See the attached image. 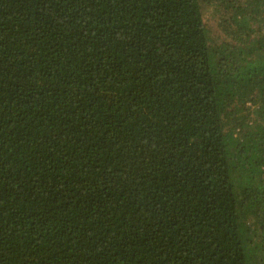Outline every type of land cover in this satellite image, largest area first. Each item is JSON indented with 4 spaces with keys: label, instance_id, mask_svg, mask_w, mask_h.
I'll return each instance as SVG.
<instances>
[{
    "label": "trees",
    "instance_id": "16d2710c",
    "mask_svg": "<svg viewBox=\"0 0 264 264\" xmlns=\"http://www.w3.org/2000/svg\"><path fill=\"white\" fill-rule=\"evenodd\" d=\"M0 264H264V0H0Z\"/></svg>",
    "mask_w": 264,
    "mask_h": 264
},
{
    "label": "rangeland",
    "instance_id": "374dc122",
    "mask_svg": "<svg viewBox=\"0 0 264 264\" xmlns=\"http://www.w3.org/2000/svg\"><path fill=\"white\" fill-rule=\"evenodd\" d=\"M208 26H210V27H215V18L214 17H212V19H210V21L208 20Z\"/></svg>",
    "mask_w": 264,
    "mask_h": 264
}]
</instances>
